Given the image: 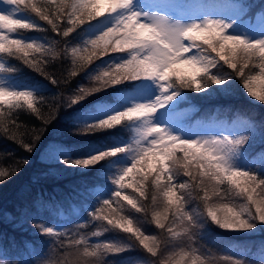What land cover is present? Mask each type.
<instances>
[{
	"label": "snow or ice",
	"instance_id": "6c2138e0",
	"mask_svg": "<svg viewBox=\"0 0 264 264\" xmlns=\"http://www.w3.org/2000/svg\"><path fill=\"white\" fill-rule=\"evenodd\" d=\"M249 9L237 3L212 18L149 13L143 0H0V133L30 153L40 135L24 142L15 110L26 106L49 123L37 107L43 98L5 79L17 72L9 58L59 84L46 66L49 57L61 56L71 59L69 78L95 65L91 83L67 96V108L111 93L109 100L72 115L81 125L79 133L117 126L131 131L127 141L112 137L115 146L91 150L86 158L73 159L63 148L49 154L66 166L90 168L103 161L101 174L108 173L110 186L96 191L97 206L75 231L35 223L39 233L52 239L51 255L42 259L33 250L34 259L16 264H112L110 254L136 246L155 258L152 264H245L232 255L213 254L200 241L210 225L233 231L264 226V154L249 162L245 150L257 137L264 143V124L238 120L214 132L186 130L177 129L175 116L185 90L202 93L217 85L227 93L234 77L249 96L264 102V11L256 23H245ZM49 29L58 39L26 35ZM73 35L84 39L71 46ZM58 43L64 47L58 49ZM16 171L0 168V178ZM132 210L159 233L146 235ZM88 225L97 230L80 231ZM114 230L128 234L127 240L93 242Z\"/></svg>",
	"mask_w": 264,
	"mask_h": 264
},
{
	"label": "trees",
	"instance_id": "16d2710c",
	"mask_svg": "<svg viewBox=\"0 0 264 264\" xmlns=\"http://www.w3.org/2000/svg\"><path fill=\"white\" fill-rule=\"evenodd\" d=\"M197 1L200 2L195 0L196 3ZM241 3H248L250 6L249 17H253L257 10L264 11V0H243ZM40 23L48 27L43 21ZM26 35L41 41L45 37L49 41L58 39L56 33L51 32L50 29L47 32L29 31ZM82 39L83 36L73 35L70 40L71 46L78 45ZM56 47L62 49L64 45L58 43ZM7 63L17 68V72L7 78L18 79L27 84L40 83L41 87L35 92L38 98H43V103L37 104V107L41 108L44 118L49 121L48 124H44L26 106L15 110L14 118L20 126V138L24 142H31L33 136L40 135V139L35 142L30 153L16 141L0 133V168L9 171L18 168V171L9 177L0 178V260L9 259L12 264H16L18 260L34 259L33 250L40 252L42 259H47L51 255L53 241L39 233L34 227L35 223L55 226L58 230L75 231L78 225L85 223L82 222L78 209L96 204V191L110 186L108 173L101 174L103 161L90 168L66 166L45 160L43 153L52 146H59L73 159L86 158L91 146H99V143L100 146L107 145L112 141V137L120 138L126 135V130L120 126L92 134H81L78 131L81 125L70 119L75 112L89 108L95 102L111 98V93L106 91L81 101L73 108L69 109L65 106L68 95L74 93L77 88L91 83L95 65L88 70L78 72L76 77L69 78L68 73L72 70L71 59L63 56L58 59L49 57L46 70L54 79L60 81L59 84H52L39 72L27 67L16 58H9ZM96 64L103 66L102 61H96ZM65 80L67 83L63 82ZM227 87L229 88L227 93L217 85H210L209 89L202 93L185 90L183 103L196 107L194 114L200 116L202 123H210L213 118L221 115H226L228 118L243 115L258 126L264 124V102L249 100L238 78L234 77L229 81ZM208 92L212 94L208 95ZM254 148L264 152V143L257 144ZM260 158L261 156L253 160ZM25 160L27 163H24ZM251 161L249 157V162ZM132 217L134 222L143 224L142 230H145L146 235L159 233L154 224L145 222L143 214L132 210ZM258 227L261 229L257 233H243L210 225L202 232L200 243L205 248L211 249L215 255H232L245 264L246 262L264 264V229ZM95 230L97 228L93 225L80 229L81 232ZM110 232L120 234L122 238L128 237V234L119 230L107 233ZM105 235L106 233H103L100 237ZM92 239L93 242L101 241L99 237ZM5 252L7 255L3 254ZM140 257L148 264H152L155 259L139 246L120 254H110L107 259L112 261V264H138Z\"/></svg>",
	"mask_w": 264,
	"mask_h": 264
},
{
	"label": "rangeland",
	"instance_id": "374dc122",
	"mask_svg": "<svg viewBox=\"0 0 264 264\" xmlns=\"http://www.w3.org/2000/svg\"><path fill=\"white\" fill-rule=\"evenodd\" d=\"M178 1H180V0H143V8H144V11H146V12L158 13L161 15L181 16V15H183V13H185V15H193L194 14V15H198L201 17L202 16H208V17L216 18L219 16L220 13L226 12L229 5L241 3L243 0H209L208 2H205V0H201L200 3L198 1L196 3L195 0H188V7L186 9H184V11L182 13H176L174 8H175V5L177 6ZM192 2L196 3V5H193ZM243 4L248 5V3H243ZM259 13H261V11L257 10L253 17H249V16L245 17L244 22L245 23H248V22L256 23L259 19ZM220 18H223V17L221 16ZM5 79L9 83L21 86L22 88L26 87V88H28L30 90H34V91L41 87L40 83H37V84L28 83L27 84V83L20 82L18 79H11V78H7V77H5ZM244 92L248 96L249 100L257 101L255 98L249 96L246 89H244ZM210 94H212V92H208V95H210ZM184 99L181 101V103L176 108L177 114L175 116V120L178 123L177 126L179 124H181L182 122L183 123L187 122L189 115H191V113L194 111V107H191L189 104L183 103L185 101ZM158 111L163 112V109H159ZM238 120H248L250 122H253L248 117L243 116V115L242 116L241 115H234L230 119H227L226 116L221 115V116H218L217 118H213L210 123H208V122L202 123L201 121L199 122V120H193L191 122L192 124H191L189 129L206 128V129L214 132L219 127L230 126V125H232L233 121H238ZM117 127H120V126H117ZM130 136H131V131L129 129V136L127 139H125V141H127L130 138ZM115 138L117 140H123L122 136L120 138H117L115 136ZM261 143L262 142L257 137L256 139L252 140L250 143H248L246 145L245 150H246V152H247V154L251 160L257 159L259 156L264 154L263 151H259V150H256L257 148L256 149L254 148L255 146H257V144H261ZM111 146H115V144L112 141L110 143H107V145L105 144V145H101V146L99 143V146H94V147L91 146L90 151L95 150V149L103 150L106 147H111ZM58 148H61V147H59V146L50 147L49 149H47V151H45L43 153V158L45 160H52L50 158L49 154ZM61 158H63V157H61ZM93 207H95V205H93ZM92 209L93 208H91V207L90 208L84 207V208L78 209V211L80 212L79 214L81 216L80 218H81L83 223L86 221L87 211H91ZM83 211H85V212H83ZM258 226H260V225H258ZM258 226H257V229H255V230L236 231V232H243V233H254L255 232V233H257L261 229ZM261 227L264 229V226H261ZM124 238L125 237L122 238L120 236V234H115L114 232L106 233L105 236L99 237V239L101 241H104V242L126 241L127 239L126 238L124 239ZM138 264H148V263L145 260H143L142 257H140L138 259ZM246 264H248V263L246 262Z\"/></svg>",
	"mask_w": 264,
	"mask_h": 264
}]
</instances>
